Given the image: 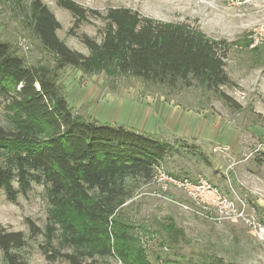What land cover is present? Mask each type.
<instances>
[{"label":"rangeland","instance_id":"rangeland-1","mask_svg":"<svg viewBox=\"0 0 264 264\" xmlns=\"http://www.w3.org/2000/svg\"><path fill=\"white\" fill-rule=\"evenodd\" d=\"M21 1L27 5L32 0ZM42 1L61 22L58 35L72 49L89 53L82 34L102 40L103 18L88 12L87 21L75 27L72 12L57 0ZM74 1L102 14L125 6L161 21L185 22L227 42L225 68L233 84L222 90L232 98L230 104L197 81L190 87H148L136 77L87 75L67 66L58 82L76 114L167 142L172 148L161 167L179 177L207 178L241 212L223 218L184 190L162 191L152 181L136 186L121 216L134 225L150 264H195L215 256L233 264H264V0ZM22 4L0 0V40L8 41L28 65L53 66L52 55L19 14ZM6 122L0 105V124ZM51 211L44 184L33 183L16 201L0 190V224L26 234L18 252L28 264H69L61 256L48 259L43 249ZM28 219L41 234L31 235ZM172 225L180 230L178 240L169 235ZM57 234L53 246L70 252L60 248ZM99 262L123 264L116 257ZM0 264H7L1 250Z\"/></svg>","mask_w":264,"mask_h":264},{"label":"trees","instance_id":"trees-1","mask_svg":"<svg viewBox=\"0 0 264 264\" xmlns=\"http://www.w3.org/2000/svg\"><path fill=\"white\" fill-rule=\"evenodd\" d=\"M57 2L72 12L75 27L87 21L88 12L103 18L104 35L101 41L80 36L86 54L59 37L62 24L42 0L18 8L54 64L28 65L8 41L0 40V105L7 117L0 124V190L16 201L33 183L46 185L52 205L43 232L48 259L101 264L100 258L116 257L123 264H150L121 209L136 186L152 181L172 147L147 133L76 114L58 82L59 72L72 66L87 75L132 76L148 87H190L197 81L230 104L232 98L222 90L233 84L225 68L228 44L191 24L161 21L125 6L102 14L74 0ZM27 221L32 236L42 233ZM56 233L60 248L70 252L53 246ZM179 234L172 225L170 237L178 240ZM26 242L23 231L0 224V250L7 264H28L18 252ZM195 264L233 263L215 256Z\"/></svg>","mask_w":264,"mask_h":264},{"label":"built area","instance_id":"built-area-1","mask_svg":"<svg viewBox=\"0 0 264 264\" xmlns=\"http://www.w3.org/2000/svg\"><path fill=\"white\" fill-rule=\"evenodd\" d=\"M152 182L157 184L162 191H167L171 187L186 191L198 203L213 209L220 217L230 218L237 213L241 214L236 204L207 178L201 177L193 180L187 177H179L158 166Z\"/></svg>","mask_w":264,"mask_h":264}]
</instances>
